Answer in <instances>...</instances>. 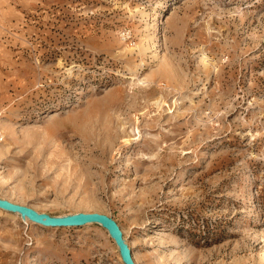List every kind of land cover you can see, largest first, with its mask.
<instances>
[{"label":"rangeland","instance_id":"374dc122","mask_svg":"<svg viewBox=\"0 0 264 264\" xmlns=\"http://www.w3.org/2000/svg\"><path fill=\"white\" fill-rule=\"evenodd\" d=\"M0 198L103 212L135 264H264V0H0ZM74 223L0 206V264H127Z\"/></svg>","mask_w":264,"mask_h":264},{"label":"water","instance_id":"95a60500","mask_svg":"<svg viewBox=\"0 0 264 264\" xmlns=\"http://www.w3.org/2000/svg\"><path fill=\"white\" fill-rule=\"evenodd\" d=\"M0 205L11 208V209H16V210H23L26 214L30 215L33 220L35 221H40L45 224H50V225H59V224H66L69 222H72L76 219H81V218H95L103 221L106 225V227L110 230L115 242L118 244L122 257L124 261L127 264H135L131 252L128 248V245L126 242L123 240L121 236V230L118 226V224L107 214L103 212H98V211H89V212H80V213H75L71 214L68 216H62L59 218H51L48 215H40L34 213L27 205L17 203L5 198H0Z\"/></svg>","mask_w":264,"mask_h":264},{"label":"bare ground","instance_id":"6f19581e","mask_svg":"<svg viewBox=\"0 0 264 264\" xmlns=\"http://www.w3.org/2000/svg\"><path fill=\"white\" fill-rule=\"evenodd\" d=\"M0 206H2V205H0ZM2 207H5V206H2ZM6 208H8V207H6ZM9 209H11V208H9ZM34 213H36V214H40V213H38V212H36L34 209H32V208H30ZM12 210H15L16 212H18V213H20L24 218H27V219H30V220H33V218L30 216V215H28V214H26L23 210H16V209H12ZM40 215H42V216H44L43 214H40ZM88 221H97V222H99V223H101L102 225H104L105 226V223L103 222V221H101V220H99V219H95V218H81V219H76V220H74V221H72V222H69V223H73V222H75L74 224H82V223H85V222H88ZM61 225V224H60Z\"/></svg>","mask_w":264,"mask_h":264}]
</instances>
